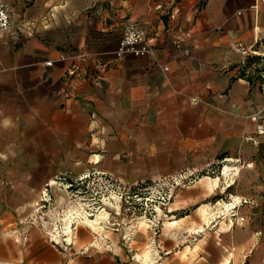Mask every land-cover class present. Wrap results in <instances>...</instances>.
Returning a JSON list of instances; mask_svg holds the SVG:
<instances>
[{
	"label": "crops",
	"instance_id": "1",
	"mask_svg": "<svg viewBox=\"0 0 264 264\" xmlns=\"http://www.w3.org/2000/svg\"><path fill=\"white\" fill-rule=\"evenodd\" d=\"M255 1L35 0L24 24L15 14L11 29L0 32V141L11 135L14 150L30 153L6 171L10 190L20 195L24 188L29 197L0 201V237L11 232L14 246L27 242L28 264H139L121 248L68 257L39 225L23 227L21 220L59 174L97 169L133 184L182 169L202 172L222 155L246 153L249 140L264 136V76L237 77L245 56L234 47L264 48V5L255 10ZM53 24L58 34L51 48L47 38L27 31ZM129 25L146 32L149 56L114 55ZM68 29L79 32L65 35ZM76 66L80 73L72 74ZM214 192L201 181L179 188L168 210L178 218L159 234L157 256L135 257L217 264V253L218 264H236L226 254L239 248L238 225L205 227L210 213L199 205Z\"/></svg>",
	"mask_w": 264,
	"mask_h": 264
},
{
	"label": "rangeland",
	"instance_id": "2",
	"mask_svg": "<svg viewBox=\"0 0 264 264\" xmlns=\"http://www.w3.org/2000/svg\"><path fill=\"white\" fill-rule=\"evenodd\" d=\"M34 2L35 0H25L22 6L12 3L20 23L24 24L26 12L28 9L33 8ZM22 27L24 29V26ZM27 31H32L33 36L47 38L48 48L55 46V38L58 32L54 24L53 26H48V28H34ZM67 32L78 34L79 31L68 29L65 31V35ZM77 36L75 37L76 39H78ZM64 45L69 48L67 43ZM257 56H260V58H256ZM250 60H252L251 63H249ZM241 64L247 65L246 75L252 78L260 76L259 69H264V48L250 51V54L245 57L244 62ZM261 75H264V71H262ZM9 138H11V135L9 137L4 136L0 141V149H2L0 153V201L7 200L14 204L19 200H26L29 197V193L24 188L20 190L22 191L20 195H16L14 191H11V187L6 183V171L16 161L28 156L30 153H19L14 150L13 146L16 143L9 142ZM18 145H23V142ZM86 172L87 170L78 175ZM78 175L71 176L70 173H63L59 174L57 178L50 177L48 179L49 184L41 191L32 214L30 217L22 219L20 224L23 227L26 224L29 225L28 223L32 217L37 219L40 224L41 221L39 219L43 217V221L49 231V235L46 237L48 243L57 246L58 249L67 253L68 257L69 255L74 257L77 251L109 250L106 244L110 243L112 244L113 252L118 253V248H121L122 256L133 259L139 264H151L152 261L143 263L135 256L138 253L144 254L148 249H152V260L157 256L159 234L164 225H169V221L178 218V216L171 217L172 215L168 211L169 207L172 208L174 206H171L170 203L174 200L176 192L171 200L163 198L162 194L156 192H143L142 198L139 200L142 209L133 215L127 211L125 202L118 203L119 206H117V198L115 200L110 199V201L105 200L108 202H102L97 198L96 200H99V202L94 204L91 187L88 189L83 187L80 190L81 192L77 193L75 186H67ZM215 179H218V181ZM198 181L205 183L210 193L215 190L207 201H202L199 205L201 209L205 206L203 209L205 211L207 209L211 215L205 217L206 229L216 230L218 228L222 229L221 227L226 229L227 224L231 225L232 221L234 225H238L240 233L239 248L229 249L226 255L230 256L233 253L236 264H264V136L260 139L249 140L248 151L241 153V156L221 159L209 169L198 172L194 183ZM234 196L241 197V203L231 209L229 213L223 215L224 203H231ZM37 204L42 205V209L36 211ZM110 205L117 206L119 214L115 210L112 211ZM105 207L106 209L103 211ZM155 207L158 212L154 211ZM195 208L197 206H192L188 211ZM70 210L81 213L74 214L76 217L72 221L74 222L72 223L74 230L72 240H69V236L63 233L64 219ZM102 212H110V214L102 220L100 219L102 221L100 226L85 220V216L94 219ZM89 213L93 214L90 216ZM219 220L222 221L218 225ZM143 221H146V223L144 224ZM210 221L212 222L210 223ZM125 229L133 232V238L128 243H125L123 238ZM194 230L195 228L190 229L192 232ZM52 234L60 235L59 240H56ZM10 235L11 232L5 238L2 235L0 237V250L4 252L0 255L2 256L0 257V264H28V243L20 240L14 246L12 243L14 237ZM186 235L188 233L184 234V236ZM7 243H12L10 256L12 258L10 260H8ZM129 244L131 248H128ZM212 256H214L213 261L217 264L222 258L221 254L217 253H212ZM69 264H73V260H70Z\"/></svg>",
	"mask_w": 264,
	"mask_h": 264
},
{
	"label": "built area",
	"instance_id": "3",
	"mask_svg": "<svg viewBox=\"0 0 264 264\" xmlns=\"http://www.w3.org/2000/svg\"><path fill=\"white\" fill-rule=\"evenodd\" d=\"M261 5H264V0H256L252 5V8L256 10ZM15 14L16 12L11 3L5 0H0V32L11 29L12 19ZM234 48L236 52L245 57L250 54V51H253L251 48L246 47L243 43H237ZM151 50L152 44L147 38L146 32L136 25H129L123 31L118 47L114 51V55L118 58L124 57L126 55L147 57L151 53ZM53 64V61L46 62L47 66H52ZM79 70L80 68L78 66L74 67L72 74L80 73ZM197 173L198 171L195 169H182L174 173L160 175L149 182L126 184L115 175L97 169H90L87 170L86 173L78 175L75 179H73L72 182L68 183L67 186H75L77 188V193L81 192L80 190L83 187H86V189L91 187V195L93 197L92 201H94V204L98 203L99 200L102 202H108L105 200L110 201V199L115 200L117 198V206H119L118 203L125 202L127 211L135 215L142 209V205L139 203V200L142 198L143 192H156L158 194H162L163 198L171 200L177 189L185 185L192 184L196 181ZM58 179L61 180L59 177ZM48 184L49 183H47V185ZM97 198L99 200H96ZM110 206L112 211L115 210V212L119 214V212H117L119 211L117 206ZM42 207V205L37 204L36 211L42 209ZM105 209L106 207L103 211H105ZM154 211L158 212L156 207ZM107 213L108 215L110 214V212ZM92 214L93 213H89L90 216ZM39 220L41 221L40 224L38 223L37 219L32 217L28 224L39 225L43 232L46 235H49L48 227L43 221V217H40ZM155 226H157V224H155ZM132 235L133 232L131 230H124L123 238L125 243L131 241L133 238ZM106 246L110 251H112V244L107 243ZM130 246L131 245L129 244L128 248H131Z\"/></svg>",
	"mask_w": 264,
	"mask_h": 264
},
{
	"label": "bare ground",
	"instance_id": "4",
	"mask_svg": "<svg viewBox=\"0 0 264 264\" xmlns=\"http://www.w3.org/2000/svg\"><path fill=\"white\" fill-rule=\"evenodd\" d=\"M210 179V178H209ZM215 180H217L218 181V179H215ZM214 180V181H215ZM53 183H55V182H53ZM217 183V182H216ZM241 203V197H239V196H234V199H233V201L231 202V203H224V210H223V214H226V213H229L230 212V210L231 209H233V208H235L238 204H240ZM75 213H78V211H73V210H70L69 211V213H67V216H66V218L64 219L65 220V226H63L64 227V230H63V233L65 234V235H67V236H69V240H72V237H73V232H74V230H73V225H72V223H74V222H72L73 221V218H75L76 216L74 215ZM78 214H81V213H78ZM108 215V213L107 212H102V213H99L98 215H97V217L96 218H94V219H90L89 217H87V216H85V220L86 221H88V222H93V223H95V225H101V223H102V219L103 218H105L106 216ZM101 219V220H100ZM79 220V219H78ZM77 220V221H78ZM208 221H209V219H208ZM80 222V221H79ZM143 223L145 224L146 223V221H143ZM78 224V223H77ZM147 225V224H146ZM149 225V224H148ZM76 228H77V226H76ZM147 228V227H146ZM59 236L60 235H56V234H53V237L56 239V240H59ZM70 242V241H69ZM145 254V257L147 258L148 257V259L150 260V258H149V256L152 254V250L151 249H148L147 251H146V253H144ZM142 256V255H141ZM140 257V256H139ZM142 259V258H141ZM147 260V259H146Z\"/></svg>",
	"mask_w": 264,
	"mask_h": 264
},
{
	"label": "trees",
	"instance_id": "5",
	"mask_svg": "<svg viewBox=\"0 0 264 264\" xmlns=\"http://www.w3.org/2000/svg\"><path fill=\"white\" fill-rule=\"evenodd\" d=\"M204 4H205V0H201L200 5L203 6ZM256 58H260V56H257ZM251 61H252V60H250L249 63H251ZM246 68H247V65H242V64H241L240 69H239V73H238L237 77H245V78H247V79H248L249 81H251V82H252L253 80H255V79L263 80V76H264V75H261V74H262V71H264V69H263V70H260V69H259L260 76H257V77H255V78H252V77H250L249 75H246ZM256 70H258V69H256ZM224 158H226V155H222V156H221V159H224Z\"/></svg>",
	"mask_w": 264,
	"mask_h": 264
}]
</instances>
